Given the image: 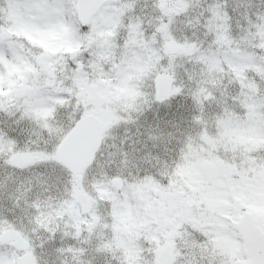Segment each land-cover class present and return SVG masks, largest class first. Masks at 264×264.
I'll use <instances>...</instances> for the list:
<instances>
[{
	"label": "snow or ice",
	"instance_id": "6c2138e0",
	"mask_svg": "<svg viewBox=\"0 0 264 264\" xmlns=\"http://www.w3.org/2000/svg\"><path fill=\"white\" fill-rule=\"evenodd\" d=\"M103 31L114 33L107 44L98 36ZM60 48L70 51L58 54ZM162 76L167 91L159 87ZM123 87L135 95L119 97ZM248 105L261 116L250 117ZM107 107L114 115L103 143L113 129L137 125L145 110L163 108L171 119L145 128L143 149H117L103 164L98 150L83 170L89 189L92 177L104 184L120 177L150 178L169 190L190 149L203 144L205 131L215 136L225 119L264 135V0H0V230L26 242L24 249L0 242V264H21L25 255L30 264H126L111 234L102 235L110 204L98 206L100 221L86 231L66 220L39 223L40 214L54 215L71 199L80 176L61 159L66 139ZM250 155L264 167V148ZM196 179L218 193L211 173ZM54 191L60 195L53 198ZM178 231L169 264H264V228L242 223L233 258L217 251L213 231ZM153 259L145 249L141 264Z\"/></svg>",
	"mask_w": 264,
	"mask_h": 264
},
{
	"label": "rangeland",
	"instance_id": "374dc122",
	"mask_svg": "<svg viewBox=\"0 0 264 264\" xmlns=\"http://www.w3.org/2000/svg\"><path fill=\"white\" fill-rule=\"evenodd\" d=\"M111 31H103L98 33L99 38L101 41L105 44L108 43V40H110V34ZM17 35H24L22 33H17ZM66 51H70L66 48H60L58 54H62ZM187 54V53H186ZM244 71H255L253 66L251 65H244L243 66ZM141 72L143 70H140ZM101 84L104 86H109L110 82L108 81H101ZM118 95L119 97H128L131 98L135 95L134 89L130 87H123L118 89ZM248 112L250 117H256L259 118L261 114L259 113L257 107L255 105H248ZM114 115L113 110L110 107L103 108L99 113V118L102 121V131L104 127L111 121L112 117ZM155 120L151 123V126L155 127L157 124H159L161 127L166 126V122L171 119V116L169 113L166 112L165 109L160 108L155 113ZM135 124H129L126 126H121L119 128L113 129L111 133V137L107 140V143L102 142V148L104 149L106 146L109 147V152L105 153V155H109L110 153L115 152L117 149L122 148L125 151H129L132 148H135L137 150L143 149V139L144 137L141 135L143 130L136 131V128L134 127ZM172 129H169L171 131ZM133 132L136 133V136L133 137ZM216 135H209L207 131L202 135L203 144L197 146V166L192 167L191 164L185 166L184 172L182 173V179L180 180L179 184L177 185V195L179 196L178 200L183 204V207L181 208L182 211L186 213L184 215V219L181 221H176L175 219H170L173 222V227L170 230H164L162 229L161 225L159 227H156L157 224L154 227H150L149 230H147L148 234H154L150 235V237H153V241L150 238V241L152 244L148 245L149 248H156L154 244L158 243L159 239L161 240H167L168 243L171 244L174 249L176 247V241L179 238V229L182 226L187 225L183 221H186L187 223L190 222L189 220V210L191 209V203H190V197L188 195V189L184 188V184L186 183L188 186L192 185V183L195 181L196 184H202L200 180L196 179V177L201 176L198 164L201 161H214L217 159H221L225 162L228 174L226 179L218 178L215 180L216 188L218 189L217 194H212V185L208 187V189L211 192H208L209 196H212L215 199V202L213 203L212 207L214 208V211L221 210L225 213H230L233 211V203L231 202L233 198V193L231 191L237 192V199L235 201V206L240 208L244 207L243 201L246 199L244 192L247 191H258L260 194V201L257 203L254 202H248V204L251 207V210L255 211L257 214H259L260 220H262V224L264 225V190H257V183L260 180L261 177H264V167H261L260 164L257 163V160L255 157L251 156V153L256 152L260 148H264V135H260L256 133L255 131L249 129L246 126H241L235 119H225L223 121L218 122L216 126ZM27 135V132L25 133ZM129 137H132L129 139ZM136 137H140L137 139ZM37 137L35 135H32V139L35 140ZM119 141V143H117ZM206 145V146H205ZM219 153V155H218ZM189 157V158H188ZM187 160L190 159L191 156H188ZM237 157H239V160L237 161ZM189 162V161H188ZM103 164V162L101 161ZM194 168V169H193ZM195 170V172H194ZM194 172V173H193ZM193 173V177L191 179V174ZM185 176V177H184ZM100 178V177H98ZM97 178V179H98ZM120 179L121 182V189L117 192V197L126 199L127 202L125 208L119 209L125 210L127 208V211L124 212L120 220H117V235L116 238L118 239L117 249L120 247V244H123L122 241L125 239H122L121 237L124 236L125 232H127L128 227L130 226V229L134 233V236L138 237H144L145 233L143 232V229L140 228V224H144L147 220L144 219V214L146 216H157L158 209L157 206L153 204V202L157 199H159V205L162 202L163 197V190L159 186L157 187L158 183L156 181H152L150 178L146 181L140 182V183H129L126 180L121 179L120 177H117ZM97 179H93V183L91 185V188L86 187L83 180V172L80 174L79 179L77 183L74 185L73 190L77 188L79 185L85 192L90 193L94 189V184L97 187H100L102 191H108L106 194L114 191L113 187H111L110 183L104 184L102 181L98 182ZM146 189H150L155 191L153 194H146ZM72 190V192H73ZM34 196H40L41 193H33ZM151 199L154 198V201L151 203L150 201L147 202V196ZM257 195V194H256ZM259 196V195H258ZM146 201V202H144ZM148 203V204H147ZM69 208L71 211L70 216L66 221L71 222L72 225H77L78 220H84L79 215V213L76 211L75 208H71L74 204L72 202V199L69 201ZM99 205H103L102 202L96 201L95 203H92V207H98ZM257 205V210H256ZM65 207V208H63ZM120 208V207H119ZM148 208L151 211L146 212L144 209ZM93 209V208H91ZM246 209H248L246 207ZM67 208L65 206V203L62 204V206L59 209L54 210V215H44L40 214L39 216V223L40 226L43 227L45 225L51 226L53 223V220H63V212L65 214ZM261 210V212H260ZM153 214V215H152ZM261 214V215H260ZM65 217V216H64ZM66 218H64L65 220ZM166 219V218H165ZM152 221L151 219H148ZM205 223L211 224L216 223L220 225V223H223L217 216L215 215H209L205 216ZM85 223L88 225L89 220H84ZM199 221H202V218H199ZM125 223L127 226L126 228H120L122 226L121 223ZM120 223V224H119ZM188 227V225H187ZM154 228V229H153ZM162 229V234L164 236V239L161 235H158L154 233V231ZM188 230L190 231L189 227ZM2 231V230H0ZM123 231V232H122ZM122 232V233H121ZM229 230H225L224 232L220 233L219 230H217L218 234V248L217 251L221 253V250L224 254H229L230 256H233L234 253H237L236 246H235V236L233 234L226 235V233H230ZM128 233V232H127ZM132 233V234H133ZM41 233L36 234L37 242H39V237ZM129 235V233H128ZM127 235V236H128ZM161 236V237H159ZM134 238H131V241H134ZM71 244V241L68 242ZM141 247L135 245L133 242L131 244V259L133 260V264H141L142 262V255L140 252ZM227 252V253H225ZM129 253V252H127ZM121 254L124 256L126 255L125 251H121ZM126 264H131L130 259L126 260ZM143 264H148V262H143Z\"/></svg>",
	"mask_w": 264,
	"mask_h": 264
},
{
	"label": "flooded vegetation",
	"instance_id": "af4514ba",
	"mask_svg": "<svg viewBox=\"0 0 264 264\" xmlns=\"http://www.w3.org/2000/svg\"><path fill=\"white\" fill-rule=\"evenodd\" d=\"M113 35H114V33L112 32L110 34V38H109L110 40L112 39ZM110 40H108V42ZM94 116L99 117L98 115H94ZM101 136H102V127H101V132H100V144H99L98 148L95 150L94 155L96 154V152L98 150H100L102 148ZM94 155H93V157H94ZM196 155L197 154L195 153L194 158H191L189 160V163H187L185 166L191 164L192 167H195V169H196L197 161H198ZM202 162L203 161H201L198 164L200 175L203 174L202 171L200 170V164ZM185 166L178 167L174 171V173L172 174L171 178L169 179V185H170L169 190H167V191L163 190V197H162V202L160 203V205H159V199L154 201V198L151 197V199H150L149 196H148L150 194H153L155 191L150 190V189H146V194H148V195H146L147 198H148L147 202L150 201L152 203L154 201L153 204L156 205L157 209H158L157 216H155L153 214H152L153 216H150V215L146 216V214H144V219L143 220H147V221L142 226L143 232L145 233V235L143 237V242L145 244H147V245L152 243L150 241V238H151L152 241L154 240L153 237H150L151 234H148V232H147V230H149L150 227L152 228V227H154L157 224L156 227H159V225H161L162 229L170 230L173 227V222L170 219H175L176 221H180V220L182 221L185 218L184 215H186V213L181 210V205L183 206V204L178 201L180 199H179V196L177 195V189H178L177 185L179 184L180 180L183 178L182 177L183 176L182 173L184 172ZM194 172H195V170H194ZM193 173L190 176L191 179L193 177L195 178V176H193ZM97 178L98 177H95V179H97ZM96 181L101 182V178H98ZM210 185L211 184L204 183V182L201 185L200 184H196L195 185V181L190 186H188L186 183L184 184V188L188 189V192H189L188 195L190 197L191 209L189 210V212H190V214H189L190 222H188V223L186 221H183V222L188 225L190 231L192 229L203 230V231H206V232L209 231V230L213 231V232L216 233V243H217L218 242L217 238L219 237L218 234H217V230H219L220 233H222L225 230H229L230 229L231 234H233L235 236V238L238 239L239 237L236 234V231H235L236 229L234 227V223L237 222L240 219V217L243 214H245V213H249L250 214V216H251V218H252V220L254 222V226H257L260 229L264 228V225L262 224V220H260V218H259V214H257L255 211L251 210V207L248 204H246L248 202L250 203L251 201L254 202V203H257L258 201H260V195H259V193L257 191L244 192L246 199L243 201V204L245 206L244 207H240V208L235 206V201L237 199V195H236L237 192L236 191H231V193L235 194V195H233V198L231 200V202L233 203V211L230 212V213H225V212H222L221 210L214 211V208L212 207V205L215 202V199L212 196L208 195V192H211L208 189V187ZM158 186L159 185H157V187ZM94 189L95 190H92L90 193H87L78 185L77 188H75L73 190V192H72L71 199H72V202H73L74 205L71 208L72 209L75 208L76 211L79 213V215L82 217V219H83L84 216H90L91 217V221H92L93 218H95V219H97L96 223H98L100 221V216L97 213V208L98 207H92V203H95L98 200L99 202L101 201L103 205L104 204H110L112 206V212L110 214L111 223L110 224L106 223V224L103 225V227L107 231H106V233H104L102 235H107L108 233L111 234V243L114 246V248L116 249V251L118 252V249H117V244L118 243H116V242H118V239L116 238V235H117V233H116V231H117L116 225H117V220L118 221L120 220V218L118 219V217H122L124 212L127 211V208L125 210L119 211V209L123 208L124 203L127 202V201L124 198H120L119 199L117 197V192L118 191L116 189H114L112 194H111V192L106 194L108 191L107 192L106 191H102L100 189V187H97L95 184H94ZM76 190L83 191L87 195V197L89 199V206H88V210L86 212L82 211L79 202H77L75 200V198H74V194H75ZM167 195H171L170 199L167 198ZM167 200L168 201L170 200V202L172 201L173 204L176 207V211L173 212L170 215H169V213L167 211ZM69 201L70 200L64 202L67 210H66L65 214L63 212V218H62L63 220H64V218H66L65 220H67L68 217L71 214V211H70V208H69V205H68ZM144 202H146V201H144ZM246 207L248 209H246ZM63 208H65V207H63ZM91 208H93V209H91ZM257 209L258 208H257V205H256V210ZM144 210L147 213L151 211L148 208H145ZM260 212H261V210H260ZM212 214L217 216L223 223H220V225H218L216 223H211V224L205 223V220H204L205 216H209V215H212ZM199 218H202L201 222L199 221ZM148 219H151L152 221H150ZM84 220H78L77 221L78 222L77 225L80 227V229L82 231H86L91 226V224H90L91 221H89V224L87 225ZM167 222L171 225L168 228H166V223ZM95 224L93 226H95ZM121 224H122V226L120 228H123V229L126 228L127 225L124 222L121 223ZM187 225H185V226H187ZM162 229L154 231V233L155 234L158 233V235H161L162 234L161 231H163ZM127 232L129 233V235H128ZM127 232H125L124 236L121 237L122 239H125V240L122 241L123 244H120L121 245L120 249L122 251L130 252L131 244H132V242H134V241H131V238H133V234H132V230L130 229V226L128 227ZM0 233H1V231H0ZM152 235H154V234H152ZM159 237H161V236H159ZM162 237L164 239L163 234H162ZM69 241H71V243L74 242L71 239H69L68 242ZM164 241L165 240L159 239L158 243H156V244H160V243L162 244V242L164 243ZM8 243L10 245H12L11 242H8ZM236 250H237V248H236ZM222 251L223 250H221V254L222 255L228 256L230 258L236 257L238 255V250H237V253L233 254V256H230L229 254H224ZM225 253H227V252H225Z\"/></svg>",
	"mask_w": 264,
	"mask_h": 264
},
{
	"label": "water",
	"instance_id": "95a60500",
	"mask_svg": "<svg viewBox=\"0 0 264 264\" xmlns=\"http://www.w3.org/2000/svg\"><path fill=\"white\" fill-rule=\"evenodd\" d=\"M168 47L170 50L175 51L173 43H169ZM159 87L162 91H167L168 83L166 77L162 76L159 79ZM100 126L101 124L99 120L94 117H90L84 126L75 130L66 139L65 143L68 145V148L66 151L61 153V159L76 167L80 171L86 164H88L91 154L98 144ZM18 163L23 165L25 161L18 160ZM201 167L204 171V174L211 173L214 176L220 175L225 177V165L222 161H217L214 164L206 162ZM78 195L81 194H77V196ZM86 207L87 203L84 204V208ZM0 240L3 242L13 240V243L16 247L20 249L25 248V242L17 233L12 230L4 232L0 237ZM169 258V248L165 247L158 252L156 264H166L169 261ZM21 264H30V257L24 256L22 258Z\"/></svg>",
	"mask_w": 264,
	"mask_h": 264
},
{
	"label": "clouds",
	"instance_id": "9594fccd",
	"mask_svg": "<svg viewBox=\"0 0 264 264\" xmlns=\"http://www.w3.org/2000/svg\"><path fill=\"white\" fill-rule=\"evenodd\" d=\"M145 88L147 90L148 88V85H145ZM157 111V109H153L151 111L149 110H145L144 113L142 115H140L139 117V123L137 125H134V127L136 128V131H141V129L143 130V132L145 131V128L148 127V126H151V123L155 120V116H154V113ZM142 132V133H143ZM133 137L136 136V133L133 132ZM132 137H129V139H131ZM137 139H139L140 137H136ZM117 143H119V141H117ZM109 152V147L106 146L104 149H103V155L101 156V161L103 163H106L107 162V159H108V155H105V153H108ZM23 175H27V173H24ZM95 177H92V179H94ZM63 191V190H61ZM41 195H49L48 193H45V192H42ZM53 198L57 197L60 195V193L58 192H52L50 194Z\"/></svg>",
	"mask_w": 264,
	"mask_h": 264
}]
</instances>
